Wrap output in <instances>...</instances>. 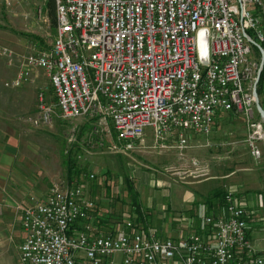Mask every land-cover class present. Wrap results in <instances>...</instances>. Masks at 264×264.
<instances>
[{
	"label": "built area",
	"instance_id": "2783aa9c",
	"mask_svg": "<svg viewBox=\"0 0 264 264\" xmlns=\"http://www.w3.org/2000/svg\"><path fill=\"white\" fill-rule=\"evenodd\" d=\"M31 1L40 12L47 0ZM54 1L56 24L48 47L15 57L11 47L0 45L9 63L16 58L15 75L4 85L34 82V71L40 69L61 116L85 117L105 134L110 123L113 135H100V143L108 140V148L119 152L147 146L182 153L193 134L211 131L218 113L239 112L253 127L246 138L250 153L260 157L255 139L264 132L262 120L253 121L252 89L261 53L251 40L264 50V0ZM253 46L257 56L249 59ZM52 116V103L40 87L36 111L26 120L46 125ZM146 127L151 128L150 143L144 139ZM244 202L226 191L218 214L201 216L203 230L177 238L145 231L132 219L112 232L95 233V203L84 188L76 182L52 183L42 202L21 208L19 260L264 264V252L249 237Z\"/></svg>",
	"mask_w": 264,
	"mask_h": 264
},
{
	"label": "rangeland",
	"instance_id": "374dc122",
	"mask_svg": "<svg viewBox=\"0 0 264 264\" xmlns=\"http://www.w3.org/2000/svg\"><path fill=\"white\" fill-rule=\"evenodd\" d=\"M21 1L19 8L23 5V10L28 8L29 16L24 18L16 12L17 22H8L2 27L6 28L3 31L7 33L3 45L10 46L16 52L15 57L48 47L55 29L50 22L47 1L38 2L42 3L40 12L31 0ZM1 7L0 23L4 24L6 19H3V15L10 7L3 2L0 3ZM254 56H257V52L253 46L248 58ZM34 72L38 76L34 82H28L29 97H18L20 102L16 109L15 127L17 133L21 130L23 135H29V162L37 163L39 160L40 165L42 162L50 184H80L85 195L95 203L98 215L102 218L108 215V220L115 225L125 219L137 221L138 207L139 216L146 219V227L149 228L163 224L164 218L169 219L172 213L176 217H186L192 212L181 210V207L174 211L165 207L166 203L173 207L174 202H180L184 191L195 193L194 190H198L200 195L195 194V197L204 209L206 198L211 197L217 202V198L212 196L214 192H232L245 198L249 237L255 249L264 252V135L255 139L260 149V157L255 158L246 142L247 136L253 134V127L242 113H218L211 131L206 136L193 134L191 145L182 153L176 149L157 151L147 146L136 151L119 152L108 148V140L103 139L100 143V135H113L110 123L105 134L85 117L63 118L48 77L40 69ZM40 87L52 103L53 116L46 125H33L26 117L36 111ZM258 97L260 103L264 102V92ZM252 107L253 121L260 122L254 103ZM144 139L146 143L151 142L150 127L145 128ZM69 151L79 168L78 176L71 181L66 177V156ZM194 161L206 164L207 169L196 168ZM134 194L140 206L133 202ZM217 209L220 211L221 207L217 206ZM210 214L208 210L203 215ZM115 258L120 260L121 255L116 254ZM78 264L87 263L78 261Z\"/></svg>",
	"mask_w": 264,
	"mask_h": 264
},
{
	"label": "crops",
	"instance_id": "0c3cea01",
	"mask_svg": "<svg viewBox=\"0 0 264 264\" xmlns=\"http://www.w3.org/2000/svg\"><path fill=\"white\" fill-rule=\"evenodd\" d=\"M21 2V0H10L7 4L10 7L9 11L8 9L5 11L4 8L5 15H3V19L6 20L4 24L0 23V45H3L7 37V33L3 31L6 29L2 28L3 25H7L8 22L16 23L18 19L16 12L21 16L23 15L24 18L29 16V10L26 6L24 10V5L19 8L22 4ZM0 10L1 12L3 11L2 7ZM15 71L16 58L13 57L12 63H9L8 59L0 54V264H21L19 260V245L24 239V231L21 226V208L42 202L47 196L51 185L48 175L43 169L42 162L41 165L39 160L37 163L29 162V135H23L21 130L17 133V128L15 127L17 122L15 114L17 105L20 102L18 97H29L28 81L18 87L4 85V81L14 77ZM194 191L195 193L184 191L180 202H174L173 207L167 203L165 204L167 210L174 211L181 207V210L192 211L186 217H176L174 216L175 213H172L169 219L167 217L164 218L163 224L153 225L154 228L146 227V221L144 223L138 222L140 224L138 226L145 231L154 229L157 233L159 232L160 236L169 238H177L190 232L203 230L201 216L206 214L208 210L210 213L219 211L217 207H209L207 198L206 208L204 209L203 205L195 197V194L200 195L197 192L198 190ZM210 203L211 205L212 203L214 204V200L211 199ZM94 208L96 209V207ZM93 214L97 218L96 229L93 232L109 233L114 230L116 225L111 223L110 219L108 220V215L102 218L97 212ZM175 263L174 261H167L164 264Z\"/></svg>",
	"mask_w": 264,
	"mask_h": 264
},
{
	"label": "trees",
	"instance_id": "16d2710c",
	"mask_svg": "<svg viewBox=\"0 0 264 264\" xmlns=\"http://www.w3.org/2000/svg\"><path fill=\"white\" fill-rule=\"evenodd\" d=\"M47 11L50 17V22L51 25L55 27L56 24V16H55V1L54 0H47ZM257 93L260 94L261 92H264V67L260 72V76H259V80L257 83V87H256ZM262 106L264 108V102H261ZM79 173V168L78 166H76L74 160L71 157V153L70 151L68 152L67 156H66V177L69 181L73 180V178L77 177ZM226 191L224 190H218L216 192L213 193L212 196H215L217 198V202H214V204L212 203L211 205V197H208L207 200L209 202V207H221L223 204V200H224V196H225ZM133 202L135 203L136 206H140V204L138 203V199L136 197V195H133ZM210 208V209H211ZM92 212H96V209L94 208L92 210ZM137 221L138 222H144L145 219L142 218V215H140V211L137 207ZM212 215H216L218 214L217 211H213L211 212Z\"/></svg>",
	"mask_w": 264,
	"mask_h": 264
},
{
	"label": "water",
	"instance_id": "95a60500",
	"mask_svg": "<svg viewBox=\"0 0 264 264\" xmlns=\"http://www.w3.org/2000/svg\"><path fill=\"white\" fill-rule=\"evenodd\" d=\"M251 42L259 49V51L261 53L259 66H258V69L256 71L254 86H253V89H252V94H253V97H254V104H255L256 111L258 112L259 117L262 120V124H263V127H264V108H263L262 104L259 101L258 93H257V90H256V84H257V82L259 80L260 72H261V69H262L263 64H264V50L259 44H257L253 40H251Z\"/></svg>",
	"mask_w": 264,
	"mask_h": 264
},
{
	"label": "bare ground",
	"instance_id": "6f19581e",
	"mask_svg": "<svg viewBox=\"0 0 264 264\" xmlns=\"http://www.w3.org/2000/svg\"><path fill=\"white\" fill-rule=\"evenodd\" d=\"M259 136H260V137H261V136H263L262 132L260 133V135H259Z\"/></svg>",
	"mask_w": 264,
	"mask_h": 264
},
{
	"label": "clouds",
	"instance_id": "9594fccd",
	"mask_svg": "<svg viewBox=\"0 0 264 264\" xmlns=\"http://www.w3.org/2000/svg\"><path fill=\"white\" fill-rule=\"evenodd\" d=\"M201 35H203V33H201Z\"/></svg>",
	"mask_w": 264,
	"mask_h": 264
}]
</instances>
